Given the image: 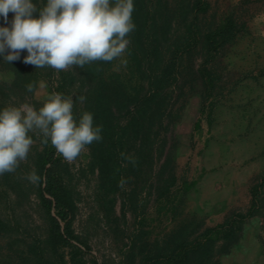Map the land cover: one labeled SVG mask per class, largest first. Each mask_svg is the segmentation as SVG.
Segmentation results:
<instances>
[{"label":"trees","instance_id":"16d2710c","mask_svg":"<svg viewBox=\"0 0 264 264\" xmlns=\"http://www.w3.org/2000/svg\"><path fill=\"white\" fill-rule=\"evenodd\" d=\"M36 3L42 6V0ZM134 5L136 27L123 54L126 66L117 58L59 71L36 68L23 62L27 55L23 50L11 64L0 59V107L27 102L44 82L52 93L72 97L77 118L83 111L93 113L103 138L87 145L88 166L98 174L94 192L98 212L122 244L118 264H221V256L240 244L252 219L259 223L256 236L264 256V173L250 185L246 212H231L213 226L200 214H176L197 184L176 173L182 143L176 127L192 99L199 100L201 113L216 106L223 88L221 60L242 42L244 49L235 53L260 57L259 38L235 8L220 19L210 18L209 0H134ZM12 17L9 12V24ZM253 61L244 75L259 81L264 78V64L257 58ZM81 95L86 97L83 102ZM201 122V117L195 120L193 129L201 130ZM30 135L38 143L35 149L15 172L0 176V264H114L113 258L102 262L86 258L91 246L74 227L79 206L68 176L70 165L50 141L43 142L38 130ZM28 169L41 176L33 184L43 219L41 233H30L22 215L11 218L2 213L6 207L22 208L29 200ZM151 207L173 213L165 214L173 224L157 235L148 224ZM128 212L134 218L132 230L126 225Z\"/></svg>","mask_w":264,"mask_h":264},{"label":"rangeland","instance_id":"374dc122","mask_svg":"<svg viewBox=\"0 0 264 264\" xmlns=\"http://www.w3.org/2000/svg\"><path fill=\"white\" fill-rule=\"evenodd\" d=\"M209 1L211 9L208 15L210 18L215 16V20L235 8L237 15L247 21L253 34L259 38L256 43L261 55L259 57L249 52L245 57L235 53L237 48L244 49L245 43L242 42L228 57H224V61L221 60L223 77L219 81L223 88L215 99L216 106L211 108V105H207L208 108L201 113L199 100L192 99L176 127V134L182 140L176 173L179 178L197 181L195 187L186 194L176 214H200L206 216L207 225L213 226L223 222L231 212L248 210L251 202L250 185L264 173V78L256 81L244 75L246 70L253 67L254 58L264 64V1ZM50 93L52 91L42 82L34 95L19 105L29 104L38 109ZM211 109L213 113H210ZM200 117L202 129L194 130L193 123ZM210 119L213 121L211 127ZM36 144L37 141H33L30 149L34 150ZM67 162L70 165L68 176L74 184L79 206L74 227L77 233L85 235L91 246L86 258H96L99 262L113 258L114 264H118L122 244L115 241L110 227L98 212L94 196L98 174L88 166V146L75 160ZM30 171L28 169L26 175ZM26 182L28 186L32 185L29 200L19 209L7 208L3 203L6 209L2 213L9 214L11 218L22 215L29 222L30 233H41L43 219L39 211V198L34 183ZM121 211L119 202L118 215H121ZM147 214L149 227L154 229L155 235L172 222L165 215L173 214L171 211L160 213L151 207ZM160 214H163L161 220ZM127 218V229L132 230L134 218L131 212L127 213ZM258 224L257 219L246 224L240 244L230 254L221 256V264H264L256 236Z\"/></svg>","mask_w":264,"mask_h":264},{"label":"clouds","instance_id":"9594fccd","mask_svg":"<svg viewBox=\"0 0 264 264\" xmlns=\"http://www.w3.org/2000/svg\"><path fill=\"white\" fill-rule=\"evenodd\" d=\"M134 0H0V59L23 62L36 68L56 70L94 61L110 62L123 57L128 35L135 30ZM13 13L9 24L8 14ZM28 91H32L28 85ZM80 101L86 100L81 95ZM74 101L61 93H50L37 109L32 105L0 107V176L15 172L26 160L37 130L43 142H51L66 161L75 160L94 141L102 140V127L94 115L83 111L77 118ZM38 183L41 176L32 169L25 177ZM125 180L120 181L123 186Z\"/></svg>","mask_w":264,"mask_h":264}]
</instances>
